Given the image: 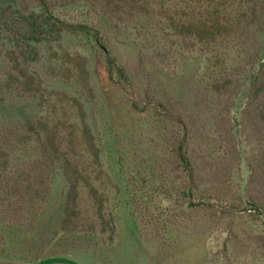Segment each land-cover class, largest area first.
<instances>
[{
    "label": "rangeland",
    "instance_id": "374dc122",
    "mask_svg": "<svg viewBox=\"0 0 264 264\" xmlns=\"http://www.w3.org/2000/svg\"><path fill=\"white\" fill-rule=\"evenodd\" d=\"M44 1L91 32L0 0V264H264V0Z\"/></svg>",
    "mask_w": 264,
    "mask_h": 264
},
{
    "label": "trees",
    "instance_id": "16d2710c",
    "mask_svg": "<svg viewBox=\"0 0 264 264\" xmlns=\"http://www.w3.org/2000/svg\"><path fill=\"white\" fill-rule=\"evenodd\" d=\"M39 1L41 2L42 15L39 16V15H36L35 13H33V14H31V16L33 18H38V19L40 18L41 19L40 23H38L37 21L30 22V20L27 19V20L22 21L20 23L21 25H17V30H19L20 32L26 31V33L28 35H32V36L38 35V38L37 37L35 38L33 36L34 42L40 43V42L44 41V38H42V35H44V33H45L44 31H46V29H48L51 26V23H54L53 26H58L59 31L62 33L78 29L79 31H81L83 33L90 34V32H91L90 27L83 25V24H70L67 22H63L62 20H59L58 18L52 16L51 13H49L48 8H47L44 0H39ZM43 29H44V31H43ZM10 34H11V36L8 39L14 45V48L19 47V48H21V50H23L22 46H20L22 39L19 38L18 34L16 32H12ZM40 35H41V37H40ZM108 64H109V70L111 72L118 69L119 73L121 75V78H125L124 71L121 70V68H117L118 66H117L114 59L109 58Z\"/></svg>",
    "mask_w": 264,
    "mask_h": 264
},
{
    "label": "crops",
    "instance_id": "0c3cea01",
    "mask_svg": "<svg viewBox=\"0 0 264 264\" xmlns=\"http://www.w3.org/2000/svg\"><path fill=\"white\" fill-rule=\"evenodd\" d=\"M47 264H75V263H71V262H68V261H62V260H57V261H53V262H50V263H47Z\"/></svg>",
    "mask_w": 264,
    "mask_h": 264
}]
</instances>
